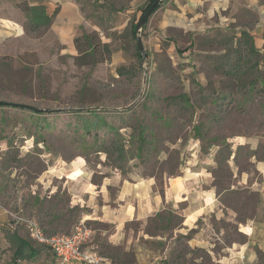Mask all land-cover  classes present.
<instances>
[{
    "label": "rangeland",
    "instance_id": "obj_1",
    "mask_svg": "<svg viewBox=\"0 0 264 264\" xmlns=\"http://www.w3.org/2000/svg\"><path fill=\"white\" fill-rule=\"evenodd\" d=\"M8 1L12 6L0 7V14L12 17L6 23L16 31L0 39V100L55 110L0 106V208L11 222L20 216L40 223L68 210L73 218L81 212L69 207L70 187L82 191L107 177L152 176L162 189L164 178L200 163L213 169L221 187L236 173L262 180L256 161H264V54L254 74L225 72L238 60L240 16L234 22L217 15L206 32L170 31L173 42L146 25L132 32L149 0H77L76 23L59 18L60 4L42 7L44 17L24 7L28 0ZM246 24L252 28V21ZM137 35L147 51L144 63ZM238 46L245 52L244 43ZM236 192L224 199L244 219L255 196ZM81 224L91 239L93 228L107 227ZM216 225L229 242L246 239L231 221ZM18 229L28 234L26 223ZM192 252L209 261L206 250Z\"/></svg>",
    "mask_w": 264,
    "mask_h": 264
},
{
    "label": "crops",
    "instance_id": "obj_2",
    "mask_svg": "<svg viewBox=\"0 0 264 264\" xmlns=\"http://www.w3.org/2000/svg\"><path fill=\"white\" fill-rule=\"evenodd\" d=\"M28 4L47 8L60 4L59 18L68 17V21L76 23L79 17L77 0H28ZM6 6L11 7L12 2L0 0V7ZM2 11L7 12L6 9ZM223 13L234 22H238L240 16V27L250 31L257 48L264 53V0H162L145 25L174 42L176 38L169 35L170 31L206 32L217 24L215 17L223 16ZM249 14L256 15L254 20ZM11 18L0 14V39L7 40L16 31L6 23V20H13ZM249 21H252V28L246 24ZM74 44L68 43L71 53L75 52ZM256 166L262 174L261 181H251L250 176L236 173L229 187H221L213 169L200 163L186 165L180 174L164 178L162 189L157 187L154 177L132 174L123 178L107 177L97 185L88 182L82 191H74L73 187L69 190V207L80 206V214L71 218L70 210L67 214L56 212L53 216H44L40 223L48 234H65L66 228L71 229L80 222L107 224L105 228L92 229V239L87 246L99 254L102 252L110 264H261L259 251L264 253V161H256ZM75 173L78 174V170ZM67 180L77 184L79 179ZM111 187L116 188L114 192ZM240 188L255 196L252 213L244 219H240L237 206L228 204L223 195L238 194L236 190ZM228 221L246 236L245 240L231 239L229 242L226 235L222 237V227L216 223ZM10 225L7 209L0 208V264H59L46 246L33 259L13 261L5 235ZM104 243L119 247V251L108 250L103 247ZM181 246L186 250L180 252ZM195 249L206 250L209 261L202 260L203 256L192 257ZM185 252L187 255L182 257Z\"/></svg>",
    "mask_w": 264,
    "mask_h": 264
},
{
    "label": "trees",
    "instance_id": "obj_3",
    "mask_svg": "<svg viewBox=\"0 0 264 264\" xmlns=\"http://www.w3.org/2000/svg\"><path fill=\"white\" fill-rule=\"evenodd\" d=\"M154 1L155 0H149V2L146 4V6L142 9L138 20L133 22L132 32L135 35H136V27H137L138 21L140 20L141 16L144 14L146 9ZM160 5H161V3H159L157 5V7L154 9V11L151 13V15L160 7ZM24 7L28 8V9L29 8L33 9L35 15H43L44 17L48 16L47 11L44 8H42L44 6L32 7L26 3V5ZM148 19H147V21H148ZM147 21L145 22V24L147 23ZM236 39H237V41H236L235 47H236V56L238 57V60L234 66H232L229 70H225V72L228 75H233L235 77H240L242 74H247V73L254 74L257 71V68L259 66H261L259 58L264 53L259 48H257L255 41H254V38L251 35L249 30L241 29L239 38H236ZM241 42L246 45L245 52H242V50L240 49V46H238V45H240ZM91 48H93V47H91ZM90 112H96V110H92ZM14 221L16 223L11 222V225L8 226V228L6 229V233H5L6 238L10 243V249L12 250V260L17 261L19 259H33V258H35L40 253L41 248L45 247V245L38 244L36 241H34L32 239V237L30 236V233L28 230H27L28 231L27 235L22 234L20 232V230L18 229V225L24 224V223L21 222L19 220V218L14 220ZM48 235L52 236L55 234H48ZM103 247L107 248L110 251H112V250L115 252L119 251V247H114L109 243H104ZM259 253H260V258L262 260L264 258V253L262 251H259ZM100 254L102 255V252ZM261 264H264L263 260L261 261Z\"/></svg>",
    "mask_w": 264,
    "mask_h": 264
},
{
    "label": "built area",
    "instance_id": "obj_4",
    "mask_svg": "<svg viewBox=\"0 0 264 264\" xmlns=\"http://www.w3.org/2000/svg\"><path fill=\"white\" fill-rule=\"evenodd\" d=\"M17 218L20 221H25L34 241L51 249L59 264H110L104 256L87 248L86 244L91 237V229L84 224H78L75 227V232L70 235L49 236L37 219L25 220L20 216Z\"/></svg>",
    "mask_w": 264,
    "mask_h": 264
},
{
    "label": "water",
    "instance_id": "obj_5",
    "mask_svg": "<svg viewBox=\"0 0 264 264\" xmlns=\"http://www.w3.org/2000/svg\"><path fill=\"white\" fill-rule=\"evenodd\" d=\"M162 0H155L144 12V14L141 16L140 20L137 23V27H136V33H140L143 29V26L145 25V22L147 21V19L149 18V16L151 15V13L154 11V9L157 7V5L159 3H161ZM137 43H138V50L141 53V62L144 63L145 59H146V49L144 48L143 42H142V38L141 35H137ZM0 106H13V107H22V108H26V109H30L33 110L35 112L38 113H42V112H47V113H51V112H55V110H46L43 108H37V107H33L31 105H27V104H22V103H15V102H9V101H3L0 100Z\"/></svg>",
    "mask_w": 264,
    "mask_h": 264
}]
</instances>
